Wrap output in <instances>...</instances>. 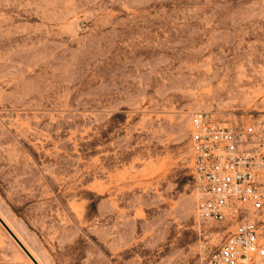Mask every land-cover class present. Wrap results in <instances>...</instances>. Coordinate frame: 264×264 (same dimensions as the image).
Instances as JSON below:
<instances>
[{
    "label": "rangeland",
    "instance_id": "obj_1",
    "mask_svg": "<svg viewBox=\"0 0 264 264\" xmlns=\"http://www.w3.org/2000/svg\"><path fill=\"white\" fill-rule=\"evenodd\" d=\"M197 111L264 144V0H0V216L38 264H203ZM0 264H31L1 224Z\"/></svg>",
    "mask_w": 264,
    "mask_h": 264
},
{
    "label": "built area",
    "instance_id": "obj_2",
    "mask_svg": "<svg viewBox=\"0 0 264 264\" xmlns=\"http://www.w3.org/2000/svg\"><path fill=\"white\" fill-rule=\"evenodd\" d=\"M252 127L191 114V176L198 219L232 230L203 264H264V144Z\"/></svg>",
    "mask_w": 264,
    "mask_h": 264
},
{
    "label": "water",
    "instance_id": "obj_3",
    "mask_svg": "<svg viewBox=\"0 0 264 264\" xmlns=\"http://www.w3.org/2000/svg\"><path fill=\"white\" fill-rule=\"evenodd\" d=\"M0 224L4 227V229L10 234V236L15 240V242L30 256V258L36 263L37 261L33 258V256L29 253V251L26 249V247L23 245V243L18 239V237L14 234V232L9 228V226L6 224V222L2 219L0 216Z\"/></svg>",
    "mask_w": 264,
    "mask_h": 264
},
{
    "label": "bare ground",
    "instance_id": "obj_4",
    "mask_svg": "<svg viewBox=\"0 0 264 264\" xmlns=\"http://www.w3.org/2000/svg\"><path fill=\"white\" fill-rule=\"evenodd\" d=\"M7 223V222H6ZM30 253V252H29ZM27 254V253H26ZM28 255V254H27ZM30 258V256H29ZM31 259V258H30ZM31 264H36L32 259H31Z\"/></svg>",
    "mask_w": 264,
    "mask_h": 264
}]
</instances>
